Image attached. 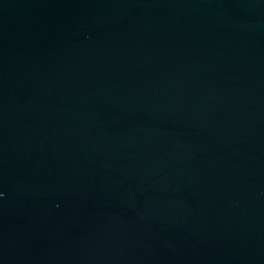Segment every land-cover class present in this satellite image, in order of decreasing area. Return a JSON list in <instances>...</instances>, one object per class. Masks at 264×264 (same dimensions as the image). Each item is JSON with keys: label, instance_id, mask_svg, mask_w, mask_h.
<instances>
[{"label": "water", "instance_id": "1", "mask_svg": "<svg viewBox=\"0 0 264 264\" xmlns=\"http://www.w3.org/2000/svg\"><path fill=\"white\" fill-rule=\"evenodd\" d=\"M0 264H264V0H0Z\"/></svg>", "mask_w": 264, "mask_h": 264}]
</instances>
